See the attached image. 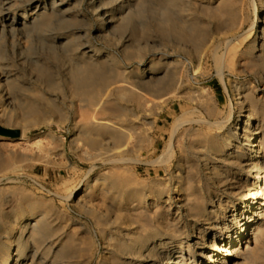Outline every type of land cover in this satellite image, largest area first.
<instances>
[{
	"label": "rangeland",
	"instance_id": "rangeland-1",
	"mask_svg": "<svg viewBox=\"0 0 264 264\" xmlns=\"http://www.w3.org/2000/svg\"><path fill=\"white\" fill-rule=\"evenodd\" d=\"M18 1L21 5L26 0ZM167 4L174 12L172 19L154 0L136 2L131 22L112 27L104 39L98 36L100 24L90 0H68L64 4L68 15L47 17L45 23L6 34L4 57L18 71V79L0 91V110H8L6 116L0 115V199L18 197L21 192L31 194L39 200L40 210L53 215L50 238L71 233L90 241L96 226L93 217L82 212L77 199L105 172L120 173L132 182L126 189L129 195L119 206L127 209L130 221L163 224L171 232L177 228L175 214L162 218L159 212L167 209L154 197L164 187L173 186L172 194L183 196L187 206L181 220L186 237L197 232V227H208L221 219L232 226L235 222L229 220V210L255 193L258 198L252 210L258 212L259 228L252 239L250 229L243 243L235 242L233 249L239 256L234 264H264V216L259 218L264 212V155L255 159L257 171L252 166L239 170L236 156L245 148L239 141L245 139L237 135L245 132L240 128L245 126L243 119L251 122L253 137H258L264 147V0H171ZM18 18L23 20V14ZM176 24L183 26L188 38L183 39L181 30L174 29ZM69 35H80L103 48L112 58L111 68L132 70L151 64L162 51L179 64L184 82L174 95L155 105L152 118L124 116L129 125L133 120V131L139 130L135 127L146 129L152 122L155 125L148 139L136 138L133 156L137 159L130 169L100 161L91 170L93 150L73 120L84 124L93 112L80 102L72 104L67 82V65L75 61L76 43L62 45L57 41ZM213 37L215 45L209 48L202 44ZM123 42L130 45L129 56L122 51ZM31 102L43 106L41 113L46 120L29 125V138H21L23 125L37 115L27 108ZM53 103L68 113L66 123L57 122L58 112L50 107ZM115 104L109 102L108 110L117 108ZM119 104L128 112L138 108L137 101L120 100ZM179 118L184 124L175 132ZM10 129H16L19 135L8 132ZM171 142L174 154L170 160L164 165L153 163ZM253 142L258 143L255 139ZM206 145L212 146V151H207ZM229 150L234 154L227 155ZM136 179L143 182L135 183ZM177 181H181L180 187ZM102 187L101 179L92 189ZM146 187L155 190L148 203H140L139 193L130 195L131 190L143 191ZM97 200L103 207L110 201ZM195 207H200L199 211ZM200 213L205 215L195 223ZM98 242L99 253L92 264H98L104 253L100 235ZM207 262L208 257L203 264Z\"/></svg>",
	"mask_w": 264,
	"mask_h": 264
},
{
	"label": "bare ground",
	"instance_id": "bare-ground-1",
	"mask_svg": "<svg viewBox=\"0 0 264 264\" xmlns=\"http://www.w3.org/2000/svg\"><path fill=\"white\" fill-rule=\"evenodd\" d=\"M67 1L26 0L20 5L18 0H0V91L5 89L6 84L18 79V71L4 57L3 40L6 34L45 23L47 17L68 15L69 11L64 8ZM138 1L140 0H90L91 10L98 16V24H100L97 28L98 36L104 39L109 35L108 32H112V27L131 22ZM154 1L161 7L167 18L172 19L174 12L167 4L171 0ZM20 13L23 14V20L18 18ZM182 27L176 24L174 29L182 32ZM162 31L168 33L165 29ZM182 37L188 38V34L182 32ZM57 41L62 45L76 43L75 61L67 65V82L72 104L80 102L93 112L84 124L73 120L74 127L79 130V134L93 150L89 157L93 159L91 170L100 161L125 170L130 169L137 159L133 156L136 154V138L139 137L140 141L148 139L155 125L152 122L153 125L146 129L135 127L139 130L133 131L131 127L134 126L133 120H130L129 125L124 116L133 114L139 119L142 115L146 119L152 118L155 105L164 101L165 97L174 95L181 88L184 78L180 76L179 64L167 52L162 51L164 55L154 59L151 64H142L132 70L111 68L109 61L112 58L104 53L103 48L96 47L91 40H84L80 35L78 37L69 35L59 37ZM202 44L210 48L215 45L214 37L205 39ZM122 46L124 54L129 56L130 45L123 42ZM24 59L26 60L25 57ZM120 100L137 101V110L128 112L125 108L121 109ZM112 101L116 103L117 108L110 111L108 103ZM50 107L58 112L57 122L60 124L67 122L68 113L57 103H53ZM27 108L37 115L28 122V125H23L20 136L26 139L29 138L27 134L29 125L46 120L41 113L43 106L31 102ZM0 112V115L8 114L6 108L1 109ZM101 112H106L108 115L99 116ZM240 116H242L241 112ZM243 121L245 126L240 128L245 131L244 134L237 132L238 136L245 139V141L239 140L245 148L239 155L236 154L240 159L239 170L252 166L254 171H257L259 164L255 159L264 155V147L262 149L258 137H253L251 122L245 119ZM9 124H12L11 120ZM183 124L184 120L179 118L175 125V132ZM8 132L19 135L16 129H10ZM254 139L258 141L257 144H254ZM237 146L233 148L236 149ZM211 147L205 146L207 151H212ZM173 154L174 145L171 142L152 162L164 165ZM233 154V150L227 151V155ZM178 173L176 172L175 175ZM101 179L103 182L101 190L92 189V186ZM134 182L143 181L136 179ZM180 182L177 181L175 184L180 187ZM131 184L132 182L120 173L105 172L101 177L95 178L89 189L85 190V194L77 199L82 212L92 216L96 226V232L93 233L90 241L71 233L66 234L67 239L62 233L54 234L55 237L50 238L49 228L52 226L53 215L49 211L40 210L39 200L31 194L21 192L18 197L1 198L0 264H92L99 253V249L96 250V247L100 245L99 235L104 239V253L98 264H189V262L203 264L207 257L209 258L207 264H234L235 258L239 256L233 249L235 242L243 243V238L248 237L246 234L250 233V229H252L249 234L251 239L257 234L258 212L252 210L258 198L255 193H249V199L247 198L246 201L234 203L229 210V215L226 214L229 220L235 222L232 226H228L224 219H221L208 227L204 224L197 227L198 229H195L197 232L186 237L181 229V220L187 206L183 196L176 198L172 194L173 186L164 187L154 197L155 201L164 203L163 209H167V212L163 210L159 212L162 218L175 214L177 228L171 232L163 224L150 222L136 224L129 220L127 209H121L119 206L129 195L127 190ZM139 191L131 190L130 195L139 193L141 204L148 203L149 198L155 194V190L149 187ZM99 197L104 201L110 200L107 207L99 204L97 200ZM262 203L264 205V201ZM114 206L121 211H117ZM194 209L199 211L200 207ZM209 212L213 210L209 209ZM204 215L200 213L196 216L195 223H200ZM263 216L264 212L259 215V218ZM192 226L196 228L195 224ZM206 233L211 235L206 236ZM42 237L46 239L41 241ZM210 249L213 252H210Z\"/></svg>",
	"mask_w": 264,
	"mask_h": 264
}]
</instances>
